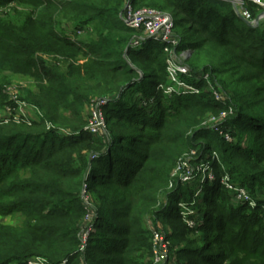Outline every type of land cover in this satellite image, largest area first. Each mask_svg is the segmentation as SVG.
<instances>
[{
  "label": "trees",
  "instance_id": "obj_1",
  "mask_svg": "<svg viewBox=\"0 0 264 264\" xmlns=\"http://www.w3.org/2000/svg\"><path fill=\"white\" fill-rule=\"evenodd\" d=\"M14 2L0 0V7ZM128 3L133 10H170L175 27H184L188 39L176 49L193 52L187 66L199 82L189 84L199 93L162 92L159 87L170 82L168 44L149 39L141 42L143 49L132 47L143 33L124 23ZM246 7L249 20L224 0H36L30 13L11 9L0 17V109L17 106L4 76L8 71L34 77L39 94L27 100L44 112L75 113L73 101L85 98V85L91 90L86 94L108 101L105 134L92 136L83 127L63 140L57 137L60 122L48 115L31 126L0 127V215L24 217L20 225L0 223V264L33 258L49 264H139V251L151 246L144 216L175 225L179 208H166L190 194L180 173L173 177L177 165L208 160L216 177L197 190L199 213L191 217L200 237L185 247L175 245L181 233L169 237L177 251L170 263L264 264V200L257 195L258 185L264 188V145L254 148L264 140V17L258 25L249 23L264 9L252 2ZM60 15L74 19L64 27L57 23ZM44 55L87 58L84 87L69 82ZM224 113L222 128L204 124L206 116ZM229 172L236 174L235 183L248 181L257 209L250 211L225 189L221 176ZM84 185L94 199L90 211ZM91 212L94 233L82 251ZM211 233L222 238L204 243Z\"/></svg>",
  "mask_w": 264,
  "mask_h": 264
},
{
  "label": "rangeland",
  "instance_id": "obj_2",
  "mask_svg": "<svg viewBox=\"0 0 264 264\" xmlns=\"http://www.w3.org/2000/svg\"><path fill=\"white\" fill-rule=\"evenodd\" d=\"M61 1V0H58ZM224 1H230L231 0H224ZM264 3V0H262ZM234 4V1L231 2ZM34 5H36V0H16L11 7H0V17L7 14L8 12L12 10H16L20 15L30 13L34 9ZM235 5V4H234ZM236 6V5H235ZM238 14H241L240 8L237 7ZM158 12L169 15L173 19V28H172V38L173 42L171 44H168L165 48V52L168 54V74H169V83L163 84L159 88L162 90L163 93L168 94L169 96H172L173 94H191L192 88L197 90L198 88L194 85L189 84L194 83L197 84L198 79L195 78V75L189 73V68L187 66V63L190 59L193 57V52L191 50H184V51H178L176 49L177 46L181 44V42L186 41L188 39V36L186 37V32L184 31V27L180 26L179 28H176L175 26V17L173 16L172 12L170 10L160 11ZM240 12V13H239ZM126 13V12H125ZM124 15V13H123ZM242 15V14H241ZM125 17V16H123ZM74 18H66L63 15L58 16L56 20L57 23L61 22L64 23V27H66V22H71ZM63 26L61 28H64ZM57 29L58 28L57 26ZM72 39H77L72 35L71 31L67 34ZM184 37V38H183ZM149 40L147 39V35L143 33L140 36V39L138 42H134L132 44V47L143 49L145 46H141V42ZM177 41V43H176ZM43 57V56H42ZM44 58L47 62V64L52 65L53 68H58L67 78L69 82H73L77 84L79 87H84L82 84V79L85 77V71L83 70L85 67L86 62L88 61L87 58L79 56L74 57L72 56H56V55H44ZM181 71V72H180ZM181 74H185L189 77V80L185 82L180 77ZM4 76L8 79L10 86L8 88L10 89V92L14 93L13 95V102L20 101L21 104H19L17 107L21 106L24 111H26V117L23 116L21 112L18 113L16 118H12L9 120L0 119V127L4 125L14 124V125H21V124H27L28 126H31L33 122L40 123L45 116H49L51 118H55L56 121L60 122V126L57 127V137H60L61 139H67L69 136H73L76 134V129L83 128L90 132L92 136H95L97 134H105V132L108 130L107 124H106V118L103 114V109L106 105H108L107 99H101L99 97H94L91 94L88 93L90 89L86 88L85 85V98L83 100H76L73 101V106L71 109L75 110V113L71 112H64V111H57V109L54 110H45L47 112H44L38 106H36L33 103H30L27 99L28 97L36 96L39 94V89L37 87V82L35 81L34 77L32 75L24 73H13V72H5ZM204 79H207V81L211 82V78L209 76H204ZM227 79L226 84H229L230 86H233V79H230L228 77H225ZM91 84L90 86H92ZM103 88H104V84ZM106 89H108V86H106ZM110 90V87H109ZM91 91V90H90ZM88 95V96H87ZM109 95V94H108ZM216 99L218 101L222 100V95L215 92ZM88 97V98H87ZM107 97V96H104ZM21 98H24L23 100ZM26 98V100H25ZM1 102V101H0ZM144 103V102H143ZM24 104L26 105V108H24ZM49 104V103H48ZM50 108V106H48ZM22 108H20L22 110ZM80 117L79 119L77 118ZM20 117V118H19ZM227 115L222 114L220 117H211L206 116L204 118V124L209 125V127H213L215 130L217 128H222L223 123L226 119ZM78 127V128H77ZM48 128H54L52 124L48 123ZM225 133V132H221ZM223 135L224 139L228 142H233L234 139L231 136H227L226 134ZM264 140H261L259 143L255 144L254 148L257 146H263ZM192 156L196 154V151H192ZM211 155V154H209ZM185 160V159H184ZM182 160V161H184ZM243 161V160H240ZM213 162L210 160L204 161L202 164L191 166L190 164H187L185 161L182 162L180 165H177L173 177H176L180 173V180L181 182L186 185L183 186L184 189L190 191V194L183 195L181 201L178 202V204L173 205L169 204L166 209H175L179 208L180 212V219L177 220L174 224L172 222H168L165 220L156 221L151 216L145 215L144 216V224L147 227V230L150 234V243L151 246L148 249H141L138 254V261L139 264H171L170 261L172 257L176 258L174 253L177 254V251L172 249V242L170 241L169 237L174 238L177 233H181V239L175 243V245H178L180 247H185L187 244H190L192 242H196L197 239L200 237V232L195 230L196 227V220L191 218L195 217L197 213H199V206L196 205L198 199L200 198V191L199 190L205 182L206 179H209L210 181L215 180V173L213 171ZM221 162H218V165ZM195 167V168H194ZM259 169H264V163L259 165ZM182 170V173H181ZM221 175V174H218ZM232 175V176H230ZM233 176H236L234 172H229L227 175H222V185H224L225 189L229 191H233L236 194V199L248 203L250 206H248L249 210H255L257 209V201L253 199L252 197L248 196L247 187H248V181L242 180L238 183H235L232 179ZM178 177V176H177ZM233 182V183H232ZM182 184V185H183ZM244 186V187H242ZM259 192L257 195L261 197V199L264 200V188L258 185ZM224 191V190H222ZM196 192V193H195ZM191 194H194L191 195ZM191 195V196H190ZM83 200L88 210H93V202L94 199L87 194L86 191V185H84V192H83ZM225 199V198H224ZM224 199L222 200L224 202ZM217 211L221 212L222 209L219 210V207ZM262 212H264V204L262 208ZM214 212H212L213 214ZM217 213V212H216ZM211 214V216H212ZM210 216V217H211ZM23 215L22 214H15L12 216H2L0 215V223L5 225H20L23 221ZM93 219L94 214L91 212V214H88L86 217V225L83 230L82 235V246L81 250L84 251L89 245V242L91 240V236L94 233L93 232ZM210 237H217L222 238V235L215 236L214 233L208 234L203 238V242H207ZM178 246H176L178 248ZM179 249V248H178ZM182 261V260H181ZM19 264V263H14ZM86 264V262L82 263Z\"/></svg>",
  "mask_w": 264,
  "mask_h": 264
},
{
  "label": "built area",
  "instance_id": "obj_3",
  "mask_svg": "<svg viewBox=\"0 0 264 264\" xmlns=\"http://www.w3.org/2000/svg\"><path fill=\"white\" fill-rule=\"evenodd\" d=\"M233 1L234 4L241 9L240 12L242 16L248 20L251 19V14L246 7L247 2H252L264 9V3L262 2V0ZM125 11L126 13L124 14L125 17H123V20L128 28L142 31V33H145V35H147V39L158 40L163 42L164 44L173 42V38L171 35L173 28V19L171 18V16L164 15L157 10L147 8L133 10L130 3L126 5ZM191 90V92L195 94L199 93L198 89L195 90L194 88H192ZM19 104H21L20 101H16V105L18 106ZM17 106L6 105L4 108L0 109V119L9 120L12 118H16L19 112H21L23 116L26 117V111H24L21 106H19V108ZM20 108H22V110ZM24 108H26L25 104ZM224 115L226 114L224 113ZM25 264L49 263L43 258H33L29 259Z\"/></svg>",
  "mask_w": 264,
  "mask_h": 264
},
{
  "label": "water",
  "instance_id": "obj_4",
  "mask_svg": "<svg viewBox=\"0 0 264 264\" xmlns=\"http://www.w3.org/2000/svg\"><path fill=\"white\" fill-rule=\"evenodd\" d=\"M235 8H236V10H238V9H237V6H235ZM239 13H240V12H239ZM239 15H240V16H242L241 14H239ZM263 17H264V12L262 13V15H261V16H260V17H259V18H258L256 21H254V22H252V21H251V22H249V23H250V25H254V24H255V25H258V24H259V21H260V19H261V18H263Z\"/></svg>",
  "mask_w": 264,
  "mask_h": 264
}]
</instances>
